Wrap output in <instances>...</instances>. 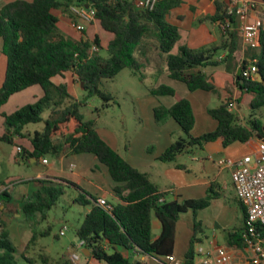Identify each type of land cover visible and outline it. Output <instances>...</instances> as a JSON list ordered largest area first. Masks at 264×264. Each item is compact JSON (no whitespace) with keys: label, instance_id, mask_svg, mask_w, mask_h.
<instances>
[{"label":"trees","instance_id":"trees-1","mask_svg":"<svg viewBox=\"0 0 264 264\" xmlns=\"http://www.w3.org/2000/svg\"><path fill=\"white\" fill-rule=\"evenodd\" d=\"M135 0H15L0 9V40L7 58L4 80L0 86V109L9 98L31 87L38 86L42 97L34 104L26 105L11 115L0 114L5 120L1 141L14 145V139L26 137L31 151L19 149L18 160L60 158L72 155L90 154L104 166L114 182L115 204L108 203L110 211L97 206V198L88 194L77 184L65 179L47 178L32 180L36 187L22 202L21 210L27 222L39 216L46 221L48 213L56 206L66 189H76L80 194L74 202L89 208L81 224L75 230V237L83 241V248L89 257L104 264H145L135 256H151L163 264L173 256L176 224L182 214L192 211L194 215L209 207L218 199L215 184L211 183L206 196L198 200L167 201L168 194L159 190L147 174L135 169L126 159L106 143L98 133L95 120H85L81 109L87 101L97 97L104 102L103 108L113 102V97L101 90L103 80H112L123 69L136 75L141 64L134 58L146 39L155 43L160 55L165 56L169 77L186 85L190 92L213 93L215 87L199 68L227 64L232 61L238 48L239 34L236 17L227 13L225 0H213L215 15L203 21L218 22L223 39L218 45L198 50L179 46L180 33L176 25L167 21L170 11L179 6L180 0H157L151 10L135 7ZM72 6H89L95 10V22L102 31L112 38L106 45L108 57L99 53L91 54L95 45L101 49L100 39L95 36L93 43L66 37L58 28V14L74 23L70 11ZM202 21V20H201ZM83 33V32H82ZM81 33V34H82ZM256 58V81L237 76L241 91L252 95L248 117H240L228 102L207 110L216 121L212 132L199 137L192 136L195 117L191 103L180 99L169 108L158 106L154 109L156 122L172 119L180 128L179 136L158 158L163 163H173L189 149L200 150L204 145L220 140L224 148L234 143L257 140L264 143V127L255 119L262 114L264 106V29L260 35V48ZM226 58L218 60L219 53ZM247 64L243 62L240 70ZM65 73L74 74L83 83L84 98L75 99L65 84H56L54 78ZM153 96H174V90L161 85L151 88ZM43 124L41 130L24 134L29 125ZM0 204L10 198L8 187H1ZM245 220V209L235 200ZM156 218L161 230L153 239L151 219ZM2 227L3 225L0 224ZM200 225H193V235L181 264H196L195 248L202 240L197 235ZM243 228L228 233L227 245L242 249ZM51 227L40 231L32 228L31 238L24 252L19 256L27 264H71L63 255L54 258L45 252L34 257L27 256L30 246L38 238L50 236ZM57 237V236H56ZM17 250L7 230L0 231V264H16Z\"/></svg>","mask_w":264,"mask_h":264},{"label":"rangeland","instance_id":"rangeland-1","mask_svg":"<svg viewBox=\"0 0 264 264\" xmlns=\"http://www.w3.org/2000/svg\"><path fill=\"white\" fill-rule=\"evenodd\" d=\"M67 19V20H66ZM66 21H62L60 25L63 27L67 24L72 30H74L70 24L68 18ZM75 31V30H74ZM94 31L92 29L85 28L82 34L73 32L76 35L75 39L69 37L75 41L79 39L84 40V35L88 37L87 41L93 43L95 38ZM103 38L109 39L112 37L110 34L102 31ZM101 44V42H100ZM155 43L151 39L144 41V46L141 50H144L148 54H154ZM3 46V45H2ZM98 50L101 58L106 59L108 54L106 52V45ZM152 51V53H150ZM0 56L5 63V70L7 64V58L10 57V51L8 54L0 50ZM134 58L138 62H141V56L138 51L135 52ZM162 63L164 60H160ZM5 75V72H4ZM4 75L1 80V84L4 80ZM1 79V74H0ZM57 79V78H56ZM55 79V80H56ZM61 80L60 78H58ZM74 86L78 89V80L74 79ZM155 85L154 78H144L143 72L139 71L136 75H132L129 69L121 70L115 78L112 80H103L101 90L109 93L113 97V102L103 108L104 102L97 97L91 98L87 101L85 107L81 109V113L85 120H95L96 127L100 135L104 139H111L113 145L119 147V152L122 157H130L131 161L139 160L141 158H149L153 155V150L156 151L158 147L156 143V131L157 133L171 136L172 142H174L179 136H182V132L179 127L172 121V124L176 130H179V134L175 130L171 129L165 122L159 123L155 121L154 109L146 110L145 104L151 103L154 97L150 94L151 87ZM181 86L184 87L182 84ZM36 89L38 87H35ZM185 88V87H184ZM73 93V92H72ZM71 93V94H72ZM80 94L78 100H82L84 93L81 89L78 90ZM33 89L31 91H24L19 94H15L9 98L7 104L1 108L0 114L11 115L19 108L32 105L36 101L34 100ZM74 95V94H72ZM252 98V95L248 94L246 97V103ZM218 105L219 102H216ZM213 108L216 106H212ZM236 111L240 117L247 118L249 111L245 106L241 105L240 110L232 108ZM255 119L264 127V108H262V114H256ZM4 118L0 115V138L4 131L3 123ZM43 124L29 125L27 126L24 134H30L27 132H33L35 130H41ZM147 141L153 146L154 149H145L143 147V141ZM19 142V141H18ZM25 146L28 145L26 140H22ZM242 144H236V146ZM151 146V147H152ZM18 151L14 145L3 142L0 139V182L3 184L1 187H8L10 190L11 198L7 202L0 204V226L8 231L10 239L15 246L16 264H27L19 258L24 252L26 245L28 244L31 235L32 228L43 231L48 226L51 227L50 236L46 238H38L33 246H30L27 256L34 257L39 252H45L55 259L62 257L63 255L71 261V256L77 254L82 258L80 249H76L79 245V241L75 237V230L81 224L84 215L87 211L86 207L80 206L74 202V199L80 194L76 189H66L65 194L57 202L56 206L48 213L46 221L40 220L38 216L34 221L27 222L21 210L22 202L26 200L35 187L36 184L32 182L34 180L35 172L40 170L28 168V164L18 160ZM89 158H93L92 155H77L76 160L66 161V166L70 169L71 165L75 168L73 172L81 178L75 176H69V179H79L81 181V188L88 194L89 197L96 198L99 192L95 189L96 185H100L104 191L111 193L109 186L107 185L106 178H110L107 170L101 164L94 167ZM49 161H57V158H48ZM214 174H208L210 180L215 177ZM110 180V179H109ZM95 185V186H94ZM109 201H112V197L106 194ZM206 196V190L196 196V200L202 199ZM172 199V198H170ZM242 221V212L238 203L234 200L232 189L225 191L224 195L213 200L210 206L202 211H198L196 215L192 211L182 216L177 222L176 229V252L178 261H183L184 255L188 250L190 239L193 234V225L197 224L199 229L197 235L202 239L201 244L194 246L196 249L198 246L204 248L209 246L210 242L217 243L222 246L225 245V234L232 228L238 229ZM67 226L65 235L60 236L59 232L63 226ZM57 236V237H56ZM204 237L206 239H204ZM76 249V251H75Z\"/></svg>","mask_w":264,"mask_h":264},{"label":"crops","instance_id":"crops-1","mask_svg":"<svg viewBox=\"0 0 264 264\" xmlns=\"http://www.w3.org/2000/svg\"><path fill=\"white\" fill-rule=\"evenodd\" d=\"M12 1L15 0H0V9ZM26 1H32V0H26ZM252 1H254L257 6L255 11L250 13L249 20L250 21L259 20L262 22L264 27V0H252ZM214 15H215V6L213 0H180L179 6L170 11L169 15L167 16V21L173 25H176L179 29V33H180L179 46H186L189 49L198 50L204 47L218 45L223 39L222 32L220 30V26L218 22L211 23L210 21H203L204 18L213 17ZM58 18H59V23H58L59 30L66 37L71 36L75 39L76 35H73V32L75 33L74 30H72L67 24H65L63 27H61L62 25H60L63 20L64 21L67 20L66 17L62 16L59 13ZM87 29H92L95 32L94 35L100 39L101 48L105 47L104 44L107 45L108 41L112 38L110 37L108 40L103 38V35L101 33L102 30L95 21L89 24L86 27V30ZM87 39L88 37L84 35V40ZM1 49H2V41L0 40V50ZM259 50L260 49H256V50L246 49L242 45V42L239 37L237 51L234 53V57L232 61L229 62L230 69H227L226 63H221L216 66H206L199 68V70L206 75V77L215 87L216 91L213 93L204 92V91L190 92L185 84L171 79L169 77V73L166 68L165 56L160 55L156 48L153 50L155 51V53L152 55L148 54V52L146 53L144 50L138 51L141 56L140 71L143 72L144 78L147 79L154 78L155 80V85H153L151 88H157L161 85H164L172 88L175 93L174 96H156L154 97L153 102L145 104L144 108L147 111L153 110L158 106H164L166 108H169L172 105H174L178 100L187 99L191 103L195 117V125L192 130V136L199 137L205 133L212 132L216 128L217 123L208 115L207 110L213 108L212 107L213 105L218 107L220 104L228 102L229 104H231V108L240 110L242 105L245 106V108L249 111L251 100L248 103H246V97L248 94L241 91L240 87L238 86L237 72L240 69L241 64L243 62L249 63L251 61V56L253 54L255 55L258 54ZM150 53H152V51ZM225 58H226V53L224 52L219 53L217 57L218 60H222ZM162 59L164 60L163 63L162 61H160ZM254 60H256V58H254ZM4 72H5V63L2 61L0 56V74H1L0 86L2 85L1 80L4 75ZM56 78H54V82L56 84H65L68 88L69 93L71 94L73 92L72 94L74 95L72 94L71 95L78 100L80 96L78 90L79 89L82 90V88L79 81H78L79 83L78 89L74 86L73 80L77 79V77L72 73H65L62 77L59 76ZM58 78H60L61 80H59ZM182 84L184 85L185 88L181 86ZM35 87L38 86L31 87L25 91H31L33 89V92L35 93L33 98L35 101H37L39 98L42 97L43 93L39 87L37 89ZM82 97H84V95ZM216 102H219V104L216 105L217 104ZM4 106H2L1 108H3ZM172 121H173L172 119H167L165 121V124H167L171 129L175 130V132L179 134V130H176V128H174ZM158 131L159 130H157L155 134L156 137L155 139L158 147L156 148V151L153 150L152 152L153 155H151L149 158H141L139 160H134V161H131L130 157L128 158L123 157V158L126 159L135 169L139 170L142 173L147 174L150 181L154 185H156L159 188V190L166 192L168 194L166 199L167 201L176 200L178 202H181L183 200H196L195 199L196 196H200V194L203 193L205 190L207 192V189L211 183L215 184L216 190L220 194L219 198H221L224 195L226 190L232 189L234 200H236L237 197L230 177V170L226 168H219L217 165V160L221 158L240 159L247 155H253L262 146L261 142L252 139L247 141L246 143H234L224 148L221 144V141L218 140L204 145L203 148L200 150L189 149L187 152L178 156L176 158V161L173 163H163L160 162L158 158L173 142L171 136L169 137L164 134H159L157 133ZM3 133L4 131L2 132L1 135H3ZM27 133H32V132H27ZM101 138L106 143H108L115 151L121 154L119 152V147L117 145H113V143H111L112 142L111 139H104L102 136ZM22 140H26L28 142V145L25 146L24 143H22ZM142 144L146 150L149 148L154 149L153 146L149 144L146 140L143 141ZM236 144H242V145L236 146ZM14 146L16 147V149L21 148L27 151H31V144L29 142V139L26 137L15 138ZM86 155H90V154H86ZM42 159L43 158H40L37 161L33 159H29L27 162L29 169H33L35 171L36 169L41 168L40 170L35 172L34 180L59 178V179L68 180L70 182L77 184L78 186H81V181L79 179H76V181H74L73 178L69 179V176H75L76 178L78 177L81 178L80 176H78L73 172L75 166L73 165L74 166L73 169H71V167L70 169H68V167L66 166V161L76 160L77 155L60 157L57 158V161L54 162H51L48 159H46L47 164H43ZM89 159L94 167L100 164L95 156ZM214 172H215L214 175L215 178L213 180H210L208 174L210 173L214 174ZM106 182L111 190V193H107L106 191H104V189L100 185H96V186L94 185L95 189L99 192L96 198L103 199L107 203L115 204L118 202V199L112 193V188L114 187L115 184L111 180V178H106ZM106 194L112 197L111 202L109 201ZM88 211L89 208H87L86 213ZM188 212L182 214L180 218L186 215ZM240 228H243L242 221L238 229ZM151 229H152L153 239H156L159 236L161 225L159 221L154 217L151 219ZM176 229H177V224H176ZM238 229L232 228L231 230L227 231V233L225 234L226 243L225 245L222 246L229 247L227 245L228 233L236 232ZM175 236H176V231H175ZM204 239L206 238L204 237ZM83 250L85 249L82 248L80 250V252L82 253V258L79 257L78 260L75 262L71 260L74 264H104L93 260L92 258L89 257V254L88 255L83 254ZM172 255L175 258V262L171 264H181L178 261V257H177L178 255L176 252L175 239H174V247H173ZM135 259H139L141 262L145 264H161L151 256H135Z\"/></svg>","mask_w":264,"mask_h":264},{"label":"built area","instance_id":"built-area-1","mask_svg":"<svg viewBox=\"0 0 264 264\" xmlns=\"http://www.w3.org/2000/svg\"><path fill=\"white\" fill-rule=\"evenodd\" d=\"M157 0H135V7L140 10H151ZM227 13L239 19L237 23L238 34L242 45L249 50L260 48V35L264 29L259 20L250 21V13L255 11L256 3L252 0H225ZM74 16L72 28L77 33L84 32L85 28L95 21V10L89 6L70 8ZM98 52L93 45L91 54ZM256 60L247 63L240 72L242 78L256 81ZM19 151V148L17 149ZM47 164L46 159H42ZM219 168L230 170V177L238 201L245 209V220L241 237L244 243L242 249H232L211 242L208 247L198 246L195 249L196 264H264V143L253 155H247L240 159L221 158L217 160ZM74 168L73 165L70 166ZM2 188H0V192ZM97 206L106 211L111 207L103 199H97ZM67 226H63L59 232L65 235ZM76 249L83 248V241H79ZM79 256L73 254L71 260L77 261ZM175 262L174 256H169L163 264Z\"/></svg>","mask_w":264,"mask_h":264},{"label":"water","instance_id":"water-1","mask_svg":"<svg viewBox=\"0 0 264 264\" xmlns=\"http://www.w3.org/2000/svg\"><path fill=\"white\" fill-rule=\"evenodd\" d=\"M87 7V6H86ZM236 21H237V23L239 22V19H236ZM240 72H241V70L239 69L238 70V75H240ZM81 85V88H83V83H81L80 84ZM83 254H86V255H88L89 254V252L87 251V250H83Z\"/></svg>","mask_w":264,"mask_h":264}]
</instances>
